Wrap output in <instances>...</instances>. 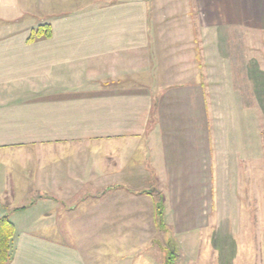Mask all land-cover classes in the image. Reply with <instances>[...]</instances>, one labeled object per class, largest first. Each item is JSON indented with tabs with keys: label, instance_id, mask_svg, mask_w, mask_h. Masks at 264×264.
<instances>
[{
	"label": "crops",
	"instance_id": "0c3cea01",
	"mask_svg": "<svg viewBox=\"0 0 264 264\" xmlns=\"http://www.w3.org/2000/svg\"><path fill=\"white\" fill-rule=\"evenodd\" d=\"M256 43L264 0H0L10 264H199Z\"/></svg>",
	"mask_w": 264,
	"mask_h": 264
},
{
	"label": "rangeland",
	"instance_id": "374dc122",
	"mask_svg": "<svg viewBox=\"0 0 264 264\" xmlns=\"http://www.w3.org/2000/svg\"><path fill=\"white\" fill-rule=\"evenodd\" d=\"M248 46H252L248 59H253L248 65L255 75L235 77L240 104L228 101L226 130L239 137L236 143L231 141V148L238 143L246 152L247 163L242 164L241 185L238 172H231V182L225 174L221 186L216 177L215 213L210 217L212 225L205 229L210 234L214 230L215 249L205 236L196 253L199 264H264V44ZM228 182L232 185L229 203L225 196Z\"/></svg>",
	"mask_w": 264,
	"mask_h": 264
},
{
	"label": "trees",
	"instance_id": "16d2710c",
	"mask_svg": "<svg viewBox=\"0 0 264 264\" xmlns=\"http://www.w3.org/2000/svg\"><path fill=\"white\" fill-rule=\"evenodd\" d=\"M51 34L50 25L43 24L32 31L29 40L47 39L51 37ZM15 237L13 222L7 216L0 217V264L11 263L15 252Z\"/></svg>",
	"mask_w": 264,
	"mask_h": 264
}]
</instances>
